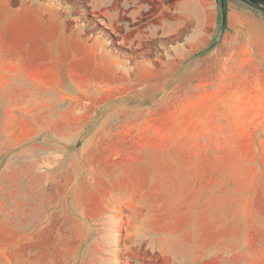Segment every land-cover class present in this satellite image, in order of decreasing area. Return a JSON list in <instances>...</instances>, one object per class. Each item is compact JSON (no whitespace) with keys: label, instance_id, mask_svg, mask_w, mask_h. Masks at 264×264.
<instances>
[{"label":"rangeland","instance_id":"374dc122","mask_svg":"<svg viewBox=\"0 0 264 264\" xmlns=\"http://www.w3.org/2000/svg\"><path fill=\"white\" fill-rule=\"evenodd\" d=\"M183 1L0 0V264H202L264 204V40L227 21L264 0Z\"/></svg>","mask_w":264,"mask_h":264},{"label":"crops","instance_id":"0c3cea01","mask_svg":"<svg viewBox=\"0 0 264 264\" xmlns=\"http://www.w3.org/2000/svg\"><path fill=\"white\" fill-rule=\"evenodd\" d=\"M209 3L211 7L206 8ZM216 0H184L182 7L187 11L209 12L214 18V24L218 21V6ZM228 26H246L253 21V35L259 40H264V21L251 19L246 8L239 11L228 6ZM238 18V19H236ZM258 201V202H255ZM253 204L259 207H252ZM247 205L243 213L241 223H237L234 214L212 215V218L198 229L196 235L197 260L202 264H264V207L262 199H247Z\"/></svg>","mask_w":264,"mask_h":264},{"label":"trees","instance_id":"16d2710c","mask_svg":"<svg viewBox=\"0 0 264 264\" xmlns=\"http://www.w3.org/2000/svg\"><path fill=\"white\" fill-rule=\"evenodd\" d=\"M226 1L227 0H219V19L218 24L224 25V21L226 18Z\"/></svg>","mask_w":264,"mask_h":264}]
</instances>
